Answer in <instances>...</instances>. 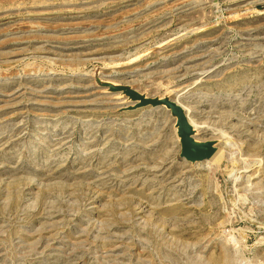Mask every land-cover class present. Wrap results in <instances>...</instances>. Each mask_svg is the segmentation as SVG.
I'll use <instances>...</instances> for the list:
<instances>
[{
  "label": "rangeland",
  "instance_id": "374dc122",
  "mask_svg": "<svg viewBox=\"0 0 264 264\" xmlns=\"http://www.w3.org/2000/svg\"><path fill=\"white\" fill-rule=\"evenodd\" d=\"M0 264H264V0H0Z\"/></svg>",
  "mask_w": 264,
  "mask_h": 264
},
{
  "label": "water",
  "instance_id": "95a60500",
  "mask_svg": "<svg viewBox=\"0 0 264 264\" xmlns=\"http://www.w3.org/2000/svg\"><path fill=\"white\" fill-rule=\"evenodd\" d=\"M96 81L102 88L111 93L122 94L129 100V104L124 106L122 111H134L143 107L159 108L161 106L169 110L174 119L180 159L189 163L208 161L217 151L215 140H199L195 137V130L185 109L175 99L170 97H148L127 84L101 82L99 78Z\"/></svg>",
  "mask_w": 264,
  "mask_h": 264
}]
</instances>
